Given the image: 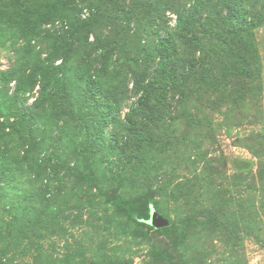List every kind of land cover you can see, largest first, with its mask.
Wrapping results in <instances>:
<instances>
[{
  "label": "rangeland",
  "instance_id": "1",
  "mask_svg": "<svg viewBox=\"0 0 264 264\" xmlns=\"http://www.w3.org/2000/svg\"><path fill=\"white\" fill-rule=\"evenodd\" d=\"M83 1L0 0V264H264V0Z\"/></svg>",
  "mask_w": 264,
  "mask_h": 264
},
{
  "label": "trees",
  "instance_id": "2",
  "mask_svg": "<svg viewBox=\"0 0 264 264\" xmlns=\"http://www.w3.org/2000/svg\"><path fill=\"white\" fill-rule=\"evenodd\" d=\"M82 4L84 5V6H88V5H91V3H90V1H88V0H84L83 2H82ZM94 20V19H93ZM182 24H183V20L182 19H179V21H178V25L181 27L182 26ZM91 25L93 26V21L91 22V24L89 25L90 26V28H91ZM79 26L81 27V24L79 23ZM78 26V27H79ZM83 28V31L86 29L84 26L82 27ZM81 28V29H82ZM79 33V29L77 30L76 29V31L74 32V34H71L70 35V38H78V36H76V33ZM80 34V33H79ZM69 41H67V42H65V39L64 40H62V46L63 45H65L66 43H68ZM29 55H30V53H26V54H24V56L25 57H29ZM153 86H152V84H151V82H149L148 81V83L146 84L145 82H144V80H143V78H140V79H137L136 80V88H138V89H140V90H144V95H143V97H142V99H145V98H147V96L150 94V89L152 88ZM2 125L0 124V127H1Z\"/></svg>",
  "mask_w": 264,
  "mask_h": 264
},
{
  "label": "water",
  "instance_id": "3",
  "mask_svg": "<svg viewBox=\"0 0 264 264\" xmlns=\"http://www.w3.org/2000/svg\"><path fill=\"white\" fill-rule=\"evenodd\" d=\"M149 224L157 229H161L168 225V221L162 217L157 218V215L153 214L149 221Z\"/></svg>",
  "mask_w": 264,
  "mask_h": 264
}]
</instances>
